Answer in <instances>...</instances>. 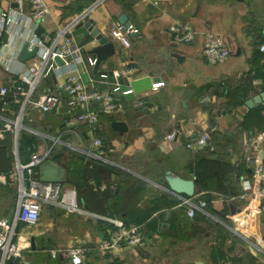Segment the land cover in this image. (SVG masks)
Instances as JSON below:
<instances>
[{"label":"crops","instance_id":"crops-1","mask_svg":"<svg viewBox=\"0 0 264 264\" xmlns=\"http://www.w3.org/2000/svg\"><path fill=\"white\" fill-rule=\"evenodd\" d=\"M44 1L48 14L36 26L29 22L26 3L0 0V6L24 14L27 28L48 39L58 26L70 25L81 15L79 20L91 19L106 36L118 13L136 30L130 48L114 44V53L93 69L86 58L94 57L88 51L95 41L76 22L68 36L78 48L80 60L67 61L61 71L78 73L87 87L98 90L115 85L123 90L144 76L164 83L157 91L132 92L131 96L118 92L121 108L99 113L92 128L67 124L63 106L48 113L25 109L21 119L34 131L35 150H45L58 137L49 158L64 164L60 193L71 199L74 208L43 204L38 223H19L14 239L20 257L15 264H71L64 250L76 246L84 253L80 264H264L261 201L248 193L240 196L243 183L258 186L253 161L264 163V137L255 140L264 131V54L258 50L264 41V0ZM174 21L190 25L194 32L190 42H173L168 26ZM16 33L8 35L0 23V49L6 41L13 43ZM207 35L227 45L229 54L222 63H208L203 58L201 48ZM25 42H20L11 62L0 59V88L9 89L7 95L0 94V128L21 116L15 88L25 87L21 78L31 63L18 60ZM54 69L55 63L49 62L35 97L52 88L49 92H59L64 99L65 73L55 74L54 82ZM100 73L105 77L100 78ZM260 94L263 98L258 102ZM251 98H258L257 103L248 108L245 102ZM139 99H145V105L133 106ZM150 106L154 108L150 110ZM97 107L94 102L86 105L88 109ZM110 121H122L126 131L119 135ZM172 130L175 137L168 141L166 135ZM202 133L209 135L210 143L193 145ZM92 136L102 141L105 161L101 163L88 156ZM71 139L76 142H69ZM82 140L87 144L82 145ZM31 152L20 154L14 130L1 134L0 231L12 224L18 200L17 180L6 173L17 161L27 163ZM165 170L192 179L194 191L189 199L204 201V208L188 217L186 207L179 204L181 197L167 188ZM143 216L144 221L136 223ZM103 217L136 225L140 243L107 253L98 251L95 246L110 227ZM49 250H56V256L51 257ZM0 264L14 263L5 260Z\"/></svg>","mask_w":264,"mask_h":264},{"label":"built area","instance_id":"built-area-1","mask_svg":"<svg viewBox=\"0 0 264 264\" xmlns=\"http://www.w3.org/2000/svg\"><path fill=\"white\" fill-rule=\"evenodd\" d=\"M19 3H26L29 7V22L33 25H38L48 14V6L44 0H18ZM24 14H13L10 11H3L0 17V23L6 33L17 35L15 41L10 43L6 41L2 44L0 49V59L5 58L7 62H11L15 57L21 41H26L29 46H36L37 52L35 56L30 59L31 63L26 67L22 74V83L25 87L17 86L15 93L17 97L15 102L21 107L20 113L23 117L24 111L27 107L37 109L42 113H48L53 110L59 109L63 106L66 110L67 124H85L92 128L99 113L108 114L113 110L121 108V102L117 97L119 92L121 95L132 93L130 87L120 90L118 86H113L107 90H98L95 87H87L80 75L75 72L61 71L60 67H64L71 61L77 62L79 58V50L72 43L68 33L70 28L82 18L83 15L73 20L70 25L58 26L54 35L51 38H46L44 35L37 33L36 29H28V22L24 20ZM136 30L129 24L124 27L118 21L111 23L107 31V37L113 44L119 45L123 49H128L132 46L131 33ZM168 32L171 34L173 42L187 43L194 37V32L186 21H174L168 26ZM258 50L264 54V41L258 45ZM201 53L203 58L208 63L218 64L222 63L229 54L227 45L220 38H212L206 36ZM59 56L63 64L57 66L55 64L54 73H65L61 91L64 94L62 100L59 92H47L35 97L34 93L37 89L39 81L46 73L49 62H54L53 58ZM55 63V62H54ZM95 63L94 57H87L86 64L92 68ZM8 69V68H6ZM129 71V70H128ZM100 78H104L105 74L100 73ZM163 81L151 83L150 91H157L163 86ZM9 89L6 86L0 88L1 95H7ZM61 93V92H60ZM145 93V92H144ZM203 97V100H207ZM90 102L98 104L96 109H88L86 105ZM133 106L145 105V99H139L132 103ZM150 110L154 106L149 107ZM14 123H4L0 128V136L4 131L12 129ZM175 131L172 130L166 135V140L170 141L175 137ZM264 137V131L260 132L255 140L260 141ZM209 135L202 133L193 140V145L200 146L209 144ZM58 142V137L53 138V144L43 151H32L27 163L16 162L12 171L6 173L10 177H15L17 180V208L12 224L0 231V259L5 260L8 255H13L17 258L20 257V249L14 237L17 236L16 225L17 223L27 224L29 226L35 225L40 219V211L43 204H58L66 210H73L71 199L67 200L60 193V184L42 182L38 179L37 169L41 162L49 158L54 150L55 143ZM190 144H186L189 147ZM102 141L100 138L92 136L90 138V149L88 156L97 162L105 161L101 155ZM253 177L257 180L258 186L251 188L248 183L242 184V192L240 196L249 194L251 199H260L259 209L264 214V163L260 160L253 161ZM185 206V214L192 217L195 209H203L205 202L197 200L195 203L191 202L189 198H181L179 203ZM109 224V230L105 239L96 244V249L100 252L107 253L119 247L135 246L140 243L141 236L138 232L136 225H124L119 219L103 217ZM28 246V241L26 245ZM56 250H49L51 257L56 256ZM71 264H80L84 259L83 249L81 247H70L64 250Z\"/></svg>","mask_w":264,"mask_h":264},{"label":"water","instance_id":"water-1","mask_svg":"<svg viewBox=\"0 0 264 264\" xmlns=\"http://www.w3.org/2000/svg\"><path fill=\"white\" fill-rule=\"evenodd\" d=\"M4 10L0 6V17L1 13ZM117 21L122 24L124 27L129 25V22L126 16L123 13L117 14ZM77 26H82L86 29L89 35L95 41V45L88 51V53L94 55L95 63L93 65V69H96L100 62L104 61L106 58L110 57L114 53V44L112 41L108 39L106 35L101 34L95 27L94 22L91 19H86L85 21H77ZM135 32L131 33V37L134 36ZM8 36H4V40L6 41ZM37 52L36 46H29L28 42H25L18 54V60L21 62H25L27 60L32 59ZM55 64L57 66H61L63 61L59 56H55L53 58ZM53 81H56L55 73L51 74ZM157 81L156 77H140L134 79L130 82L129 86L133 93H140L142 91H146L151 87V83ZM53 89L50 88L45 93L52 91ZM259 98V99H258ZM258 102L263 98V95H258ZM256 98H251L245 102L246 107H252L253 103L257 101ZM257 103V102H256ZM111 128L116 131L119 135L126 131L125 123L122 121H110ZM20 129V128H19ZM19 129L15 130V142L17 144L18 136H19ZM264 141V138L262 139ZM19 162V161H17ZM64 171L65 166L64 164L53 160L52 158H47L43 162H41L38 166V179L42 182H49V183H57L60 184L63 182L64 179ZM237 177V175H236ZM163 179L167 185V188L172 193L180 196L181 198H189L192 196L194 187H193V180L192 179H183L178 176L172 175L168 170L163 172ZM31 247L33 246V239H29ZM7 262L17 263L18 258L13 255H8L5 259ZM0 259L1 262L5 261ZM203 264V263H200Z\"/></svg>","mask_w":264,"mask_h":264},{"label":"trees","instance_id":"trees-1","mask_svg":"<svg viewBox=\"0 0 264 264\" xmlns=\"http://www.w3.org/2000/svg\"><path fill=\"white\" fill-rule=\"evenodd\" d=\"M34 140H35V136L34 137H28L24 132H20L19 133V150L20 151H35L34 148ZM23 148V149H22ZM66 179V178H65ZM145 219V217L143 216L141 219H139L136 223H141L143 222ZM19 228V223H17L16 225V231ZM16 238V237H14ZM14 238L12 239L14 241Z\"/></svg>","mask_w":264,"mask_h":264},{"label":"rangeland","instance_id":"rangeland-1","mask_svg":"<svg viewBox=\"0 0 264 264\" xmlns=\"http://www.w3.org/2000/svg\"><path fill=\"white\" fill-rule=\"evenodd\" d=\"M131 96V95H133L132 93H130V94H128V95H126V96ZM111 113V112H110ZM109 114V113H108ZM17 124H19L20 125V129H19V131L21 132H24L28 137H34L35 135L33 134L34 133V131H33V129H31L30 127H27V125H25V122L23 123V120L21 119V116H19L15 121H14V124L12 125V130H16V128H17ZM29 126V125H28ZM95 134V133H94ZM97 134V133H96ZM95 136H97V135H95ZM18 141H19V138H18ZM69 142H71V143H75L76 141H73L72 139L69 141ZM87 144V141H83L82 140V142H81V144L83 145V144ZM77 145H79L78 143H76ZM80 146L81 148H85L87 145H85V146ZM67 148V147H66ZM23 149V148H22ZM22 152H24L23 150H22ZM20 154H21V151H20ZM29 155V154H28ZM13 179L14 180H16L15 179V177H13ZM24 226H29V225H27V224H24Z\"/></svg>","mask_w":264,"mask_h":264},{"label":"bare ground","instance_id":"bare-ground-1","mask_svg":"<svg viewBox=\"0 0 264 264\" xmlns=\"http://www.w3.org/2000/svg\"><path fill=\"white\" fill-rule=\"evenodd\" d=\"M19 125V124H18ZM20 128V125H19V127H17V130Z\"/></svg>","mask_w":264,"mask_h":264}]
</instances>
